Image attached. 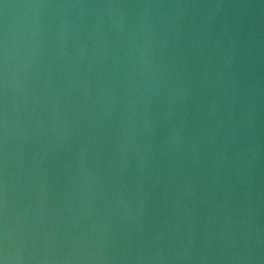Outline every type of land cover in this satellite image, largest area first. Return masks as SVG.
<instances>
[{
  "label": "water",
  "instance_id": "obj_1",
  "mask_svg": "<svg viewBox=\"0 0 264 264\" xmlns=\"http://www.w3.org/2000/svg\"><path fill=\"white\" fill-rule=\"evenodd\" d=\"M5 224L18 264H264V0H0Z\"/></svg>",
  "mask_w": 264,
  "mask_h": 264
},
{
  "label": "clouds",
  "instance_id": "obj_2",
  "mask_svg": "<svg viewBox=\"0 0 264 264\" xmlns=\"http://www.w3.org/2000/svg\"><path fill=\"white\" fill-rule=\"evenodd\" d=\"M4 82L7 83V75L5 70ZM5 137L7 136L6 117H5ZM19 257L10 254L7 244V226L5 224L3 232V242L0 243V264H18Z\"/></svg>",
  "mask_w": 264,
  "mask_h": 264
}]
</instances>
